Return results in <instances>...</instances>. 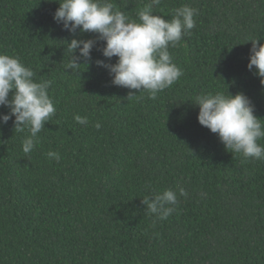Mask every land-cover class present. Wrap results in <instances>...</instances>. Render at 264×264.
I'll return each mask as SVG.
<instances>
[{
  "label": "trees",
  "instance_id": "16d2710c",
  "mask_svg": "<svg viewBox=\"0 0 264 264\" xmlns=\"http://www.w3.org/2000/svg\"><path fill=\"white\" fill-rule=\"evenodd\" d=\"M110 2L136 18L149 0ZM185 4L196 25L169 47L183 75L155 99L131 90L136 100L96 66L103 42L86 67L65 70L66 42L94 34L62 30L54 0H0V53L51 81L56 108L28 154L27 131L0 124V264H264V161L226 151L193 104L242 92L264 119V86L246 68L248 40L264 39V0H161L152 11L171 19ZM178 184L188 196L153 225L141 200Z\"/></svg>",
  "mask_w": 264,
  "mask_h": 264
},
{
  "label": "clouds",
  "instance_id": "9594fccd",
  "mask_svg": "<svg viewBox=\"0 0 264 264\" xmlns=\"http://www.w3.org/2000/svg\"><path fill=\"white\" fill-rule=\"evenodd\" d=\"M58 7L53 20L62 30L70 34L92 33L94 38L76 39L66 42L69 55L66 69L79 72L80 66H87L92 60L91 52L98 42L103 47L97 50L107 61L115 57V62L96 60L97 67L103 68L110 76V84L129 89L128 97L155 99L165 89L171 87L182 75V70L173 62L169 47H175L182 37L191 34L196 25L198 10L185 4L173 10L171 19L153 14V5L161 0H149L132 18L118 10L110 0H54ZM260 38L249 39L251 47L246 68L259 78L264 86V43ZM84 61V63H80ZM36 73L26 67L18 56L0 53V106L8 109L0 113V124L13 119L14 130L27 131L21 141L22 151L30 153L38 143V133L55 114V105L48 94L51 81L37 82ZM11 93V97L9 94ZM198 106L197 121L211 133L217 135L226 151L242 155L245 159L264 161V119L254 115V105L242 92L200 93L194 97ZM81 125H87L86 117L75 115ZM95 127L99 129L100 123ZM49 159L59 161L58 152L46 153ZM179 197H187L188 192L181 185L176 189L150 191L141 200L147 213L157 221H165L176 210Z\"/></svg>",
  "mask_w": 264,
  "mask_h": 264
}]
</instances>
